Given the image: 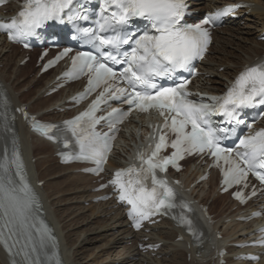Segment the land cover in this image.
<instances>
[{
  "label": "snow or ice",
  "instance_id": "1",
  "mask_svg": "<svg viewBox=\"0 0 264 264\" xmlns=\"http://www.w3.org/2000/svg\"><path fill=\"white\" fill-rule=\"evenodd\" d=\"M240 6H225L200 23L187 24L182 23L188 14L185 0H102L94 27L82 28L79 22L91 18L81 0H23L16 15L7 22L0 21V31H6L11 40L32 36L51 21L67 22L95 49V52H78L73 56L70 71L88 74L84 94L103 88L96 99L85 111L64 121L63 129L41 123L35 117L31 121L33 129L48 139H57L63 134L65 147L70 143L66 134L71 133L79 152L75 157L64 153L66 159L92 160L96 168L89 171L102 170L111 147L109 133L115 131V124L105 133L96 131V126L101 120H111L114 114L120 118L116 120L119 123L128 114L113 109L107 116H96L99 105L107 100H121L130 110H155L162 118L154 147L149 144L137 153L139 167L129 165L118 169L109 181L118 191L119 200L131 205L129 216L137 228L141 221L156 213L189 208L184 202L177 203L175 190L157 174L164 172L168 165L177 166V161L186 154L207 151L214 158V164L221 168L224 185L245 182L246 187L249 173L264 183V129L241 137L235 158L231 148L220 144L221 140L235 135L239 125L246 124L240 118L244 109L264 106V61L246 66L223 94H199L200 100L190 99L189 81L183 77L174 86L160 83L177 78L181 70L191 71L192 62L203 58L210 42L204 25L214 23L217 17ZM136 20L146 22L143 29L135 27ZM68 51L65 49L60 55H67ZM54 62L49 61L45 67ZM109 62L122 67L116 71ZM214 116L223 117V122L231 127L216 126ZM169 132L174 136L170 141ZM169 146L173 150L171 154L161 156L160 152ZM255 194L253 190L252 195ZM233 195L241 203L246 198L242 191ZM39 208L18 151L12 153L11 159L5 151L0 159V245L11 254V264H61L54 251L55 236L39 216ZM174 218L194 232L192 220L183 211Z\"/></svg>",
  "mask_w": 264,
  "mask_h": 264
},
{
  "label": "bare ground",
  "instance_id": "2",
  "mask_svg": "<svg viewBox=\"0 0 264 264\" xmlns=\"http://www.w3.org/2000/svg\"><path fill=\"white\" fill-rule=\"evenodd\" d=\"M248 1L253 3V6L251 14L242 19L245 20L244 27H239L238 24L229 25L214 33L211 54L206 56L202 64V70L209 77L205 80H199L200 86L207 91L222 90L227 79L233 77L235 72L240 70L243 65L251 64L255 61V58H260L264 52V42L256 39L259 35L258 33L264 29V1ZM207 2L211 5L220 3L219 0H208ZM192 4L196 3L192 2ZM252 29L253 32L254 30L257 32L253 33ZM6 51H9L8 55H5ZM23 56V52L20 53L16 46L5 43L0 37V64L3 63L2 67H0V77L3 79L10 94H12L13 101L17 105L27 102L29 110L34 113H42L50 109L55 100L53 98L60 99L62 93L43 97L44 92L47 90L45 86L54 73L46 80L43 79L47 74L40 79L33 74L29 82H26L27 75L32 68H29L28 63L24 66L18 65ZM13 58H17L14 63H12ZM221 67L223 69L219 71L218 68ZM18 75L21 78H18ZM25 87L27 88L26 91L22 92ZM74 88H76V84L70 85L68 90H73ZM62 116L61 114L47 112L42 117L44 119H54ZM132 124L133 121L126 126L128 133ZM20 137L24 155L23 161L29 179L33 183L44 181L39 190L46 211V219L49 220L59 236L61 253L65 264H90L88 262L89 257L85 254L88 251L87 248L89 245H94L95 242L100 241L99 237L104 236L106 239L105 244L96 247L98 253L94 254L93 262L95 264L212 263L209 254L205 252L206 247L196 256L198 251L185 248L187 246L185 241H175L177 230L167 221H161L156 226H153L151 230L155 229L149 234L131 232L126 226V221L119 209H113L112 204L109 202L92 203L90 201L91 196L94 195L90 191L93 186L91 176L73 173L76 166L58 164L52 155L54 146L39 137H34L22 125H20ZM121 138L122 142H120L118 148L125 152L124 146L128 145L129 139L125 136V133L121 135ZM120 150H118L114 160L123 157L119 153ZM112 162L111 160L110 164ZM180 176L185 179L190 177L187 173L180 174ZM205 185H209L210 188L214 186L212 174L204 183V187ZM209 191L210 189H207L205 192L202 185H198L195 198H199L200 193H204L203 200L207 203L210 197ZM213 192L215 193L214 190ZM226 199L228 200L224 201V196L220 194H216L215 199H213L212 208L215 207L216 203L220 202L222 204L216 214L219 219L215 222L214 227L222 229L224 242L244 241L247 239L246 234L251 229V222L242 223L236 221L240 207L233 209L234 203L228 197ZM86 201H89L87 208L82 206V203ZM85 211L89 213L87 214ZM111 212L114 213L111 214ZM108 214L111 215L107 217ZM226 218H230L227 223L224 222ZM93 221L99 224L96 228L93 227L89 231L95 235L91 238L90 235H85L80 239L81 233L76 229L88 226ZM75 234L76 236L72 237ZM145 235H150L153 242H163L154 255H151L153 254L151 252L141 253L135 247L136 240L140 236ZM129 241L132 242V245L126 246L125 244ZM233 249V247H230L229 251H233ZM188 252L190 253V261L186 259ZM105 253L107 257L101 258ZM226 260V264H252L250 262L234 261L230 256H227ZM0 264H7L1 253ZM255 264H264V255Z\"/></svg>",
  "mask_w": 264,
  "mask_h": 264
},
{
  "label": "rangeland",
  "instance_id": "3",
  "mask_svg": "<svg viewBox=\"0 0 264 264\" xmlns=\"http://www.w3.org/2000/svg\"><path fill=\"white\" fill-rule=\"evenodd\" d=\"M264 0H262V2H263ZM247 23H250V22H247ZM250 24H252V23H250ZM239 27H244V23H240L239 25H238ZM252 32H253V29H252ZM257 31H255L254 30V32L253 33H256ZM253 35V34H252ZM252 35H250V36H252ZM260 42H264V41H260ZM242 44H243V42H242ZM230 49V48H229ZM237 52V51H236ZM9 54V51L8 52H6L5 53V55H8ZM18 57V56H17ZM16 59L17 58H13V60H12V63H14L15 61H16ZM2 65H3V63H1L0 64V67H2ZM28 66H29V68H32V70H31V72L30 73H28V75H27V78H26V82H29V80L31 79V77L33 76V74H34V72L36 71V68L34 67V65H33V61H30L29 63H28ZM222 69H223V67H221V68H218V70L219 71H222ZM18 78H21L19 75L17 76ZM40 85H41V83H40ZM39 85V86H40ZM25 89H27L26 87L25 88H23V90H25ZM204 188H206V186L204 187ZM211 200H212V195L210 196V198H209V200H208V202H209V204L211 203ZM224 201H226V198L224 197ZM220 203V202H219ZM82 206H84L85 208H87L88 207V202H84V203H82ZM221 207V205H219V206H215L214 208H212V211H214L215 213L216 212H218V208H220ZM85 213H89V212H87V211H85ZM107 217H108V215H107ZM99 224L97 223V222H95V221H93L91 224H89L88 226H82V227H80V225H79V227L80 228H78V229H76L79 233H81V236H80V239L81 238H83L85 235H90V238L92 237V236H94L95 234H91V233H93V232H89V231H91V229H93V227L94 228H96L97 226H98ZM68 230V229H67ZM81 231V232H80ZM86 231H88L87 233H86ZM83 232V233H82ZM90 233V234H89ZM76 236V234L75 235H73L72 237H75ZM105 237V236H104ZM104 237H99L101 240L100 241H98V242H95L94 243V245H89V247H91V248H87L88 249V251H86L85 252V254L87 255V257H89L88 259H89V263L91 264H95L94 262H93V258H94V254H97L98 252H97V246H102L103 244H105V242H106V239L104 238ZM92 243V242H91ZM101 243V244H100ZM130 245V242H127L126 243V246H129ZM90 249V250H89ZM92 249H94V250H92ZM92 250V251H91ZM89 251H91V252H89ZM99 251V250H98ZM81 255L83 256V254L81 253ZM106 258L107 257V254L105 253V254H103L102 256H101V258ZM91 258V259H90Z\"/></svg>",
  "mask_w": 264,
  "mask_h": 264
}]
</instances>
